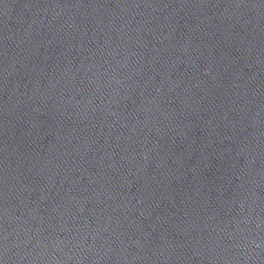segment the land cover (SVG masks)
I'll return each instance as SVG.
<instances>
[{"label":"water","instance_id":"water-1","mask_svg":"<svg viewBox=\"0 0 264 264\" xmlns=\"http://www.w3.org/2000/svg\"><path fill=\"white\" fill-rule=\"evenodd\" d=\"M0 264H264V0H0Z\"/></svg>","mask_w":264,"mask_h":264}]
</instances>
